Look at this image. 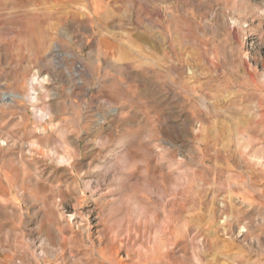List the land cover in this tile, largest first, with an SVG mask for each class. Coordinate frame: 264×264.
I'll return each mask as SVG.
<instances>
[{"label": "rangeland", "instance_id": "obj_1", "mask_svg": "<svg viewBox=\"0 0 264 264\" xmlns=\"http://www.w3.org/2000/svg\"><path fill=\"white\" fill-rule=\"evenodd\" d=\"M0 264H264V0H0Z\"/></svg>", "mask_w": 264, "mask_h": 264}]
</instances>
